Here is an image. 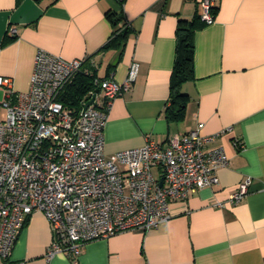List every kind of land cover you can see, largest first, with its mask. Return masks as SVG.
Listing matches in <instances>:
<instances>
[{"label": "crops", "instance_id": "1", "mask_svg": "<svg viewBox=\"0 0 264 264\" xmlns=\"http://www.w3.org/2000/svg\"><path fill=\"white\" fill-rule=\"evenodd\" d=\"M200 1L0 0V75L12 79L16 92L29 90L38 49L85 59L98 77L119 81L135 61L136 81L108 114L106 154L147 140L166 146L199 129L219 133L206 148L221 146L230 160L217 170L216 184L173 202L167 221L89 241L76 257L47 258L52 228L43 212H34L5 264H264V0L216 1L215 22L195 31V79L183 86L186 114L168 120L177 27L200 12ZM109 12H123L130 24L122 46L105 47L114 31ZM248 179V194L229 203Z\"/></svg>", "mask_w": 264, "mask_h": 264}, {"label": "built area", "instance_id": "2", "mask_svg": "<svg viewBox=\"0 0 264 264\" xmlns=\"http://www.w3.org/2000/svg\"><path fill=\"white\" fill-rule=\"evenodd\" d=\"M216 1H200L207 24L215 22ZM139 70L134 61L122 81L94 76L95 89L78 113L60 97L75 75L93 74L85 59L67 60L38 49L26 92H16L12 79L0 75L6 108L0 117V264L34 212H43L52 228L47 258L76 257L89 241L167 221L173 202L218 182L216 172L229 165V157L221 146L206 147L219 133L204 136L193 129L166 146L147 140L141 147L106 154L109 111L131 89ZM250 184V179L238 184L228 202H240Z\"/></svg>", "mask_w": 264, "mask_h": 264}, {"label": "trees", "instance_id": "3", "mask_svg": "<svg viewBox=\"0 0 264 264\" xmlns=\"http://www.w3.org/2000/svg\"><path fill=\"white\" fill-rule=\"evenodd\" d=\"M117 1H119L122 6L124 5L125 0ZM216 9L217 6L212 9L214 15L216 14ZM122 13L123 12L118 15L113 12L108 13L109 18H111L114 25V31L105 47L122 46L132 31L129 22ZM206 25L207 23L202 19L200 12L191 20H179L177 27L176 60L171 79L169 104L166 108V116L168 120L179 121L182 120L186 114L190 96L185 90H183V86L185 83L195 79V31ZM92 72V75L84 72L75 75L74 78L66 84L61 94L60 99L65 106L74 110L76 113L81 110L83 100L89 91L95 89L93 85V77L97 75L94 71Z\"/></svg>", "mask_w": 264, "mask_h": 264}, {"label": "water", "instance_id": "4", "mask_svg": "<svg viewBox=\"0 0 264 264\" xmlns=\"http://www.w3.org/2000/svg\"><path fill=\"white\" fill-rule=\"evenodd\" d=\"M91 103H92V100L88 101V102L86 103V105H85V108H86L87 106H89ZM162 183H163V179L160 181V184H162Z\"/></svg>", "mask_w": 264, "mask_h": 264}, {"label": "rangeland", "instance_id": "5", "mask_svg": "<svg viewBox=\"0 0 264 264\" xmlns=\"http://www.w3.org/2000/svg\"><path fill=\"white\" fill-rule=\"evenodd\" d=\"M0 97H1V94H0Z\"/></svg>", "mask_w": 264, "mask_h": 264}]
</instances>
